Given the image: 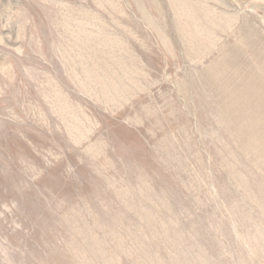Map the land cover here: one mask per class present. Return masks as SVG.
<instances>
[{"label": "rangeland", "instance_id": "374dc122", "mask_svg": "<svg viewBox=\"0 0 264 264\" xmlns=\"http://www.w3.org/2000/svg\"><path fill=\"white\" fill-rule=\"evenodd\" d=\"M0 264H264V0H0Z\"/></svg>", "mask_w": 264, "mask_h": 264}]
</instances>
